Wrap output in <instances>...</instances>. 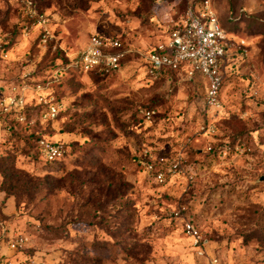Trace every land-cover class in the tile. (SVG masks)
<instances>
[{
	"label": "rangeland",
	"instance_id": "374dc122",
	"mask_svg": "<svg viewBox=\"0 0 264 264\" xmlns=\"http://www.w3.org/2000/svg\"><path fill=\"white\" fill-rule=\"evenodd\" d=\"M205 1L0 0V163L21 172L8 192L0 173V264H207L186 221L205 255L264 264V0H209L230 41L220 109L202 77L148 72ZM92 36L119 40L118 69L80 68Z\"/></svg>",
	"mask_w": 264,
	"mask_h": 264
},
{
	"label": "built area",
	"instance_id": "2783aa9c",
	"mask_svg": "<svg viewBox=\"0 0 264 264\" xmlns=\"http://www.w3.org/2000/svg\"><path fill=\"white\" fill-rule=\"evenodd\" d=\"M22 1L31 3V0ZM120 48L121 43L117 39L92 36L77 63L85 72L114 71L120 66L123 56ZM229 59L228 34L221 26L210 1L206 0L198 10L187 9L182 24L172 30L168 42L156 46L148 53L147 63L149 74L155 78L165 70L184 72L189 78L196 75L202 77L206 83L205 104L208 108L218 110L221 108L220 92ZM6 103L8 106L22 107L24 100L11 98ZM57 112V108L51 106L48 115L55 117ZM38 149L41 157L49 163L63 157L62 146L57 143L41 139L38 141ZM157 179L164 182V174L159 173ZM175 215L178 217V213ZM183 232L194 241V246L207 259V264H228L218 256L205 255L200 246L203 241L201 231L193 222H184Z\"/></svg>",
	"mask_w": 264,
	"mask_h": 264
},
{
	"label": "trees",
	"instance_id": "16d2710c",
	"mask_svg": "<svg viewBox=\"0 0 264 264\" xmlns=\"http://www.w3.org/2000/svg\"><path fill=\"white\" fill-rule=\"evenodd\" d=\"M177 71L173 70H165L162 75L166 74H174ZM0 173L3 176L4 180L9 188L4 189V191H11L13 189V181L18 180V177L21 175V172H19L14 164V161L9 158H3L1 159L0 163Z\"/></svg>",
	"mask_w": 264,
	"mask_h": 264
}]
</instances>
